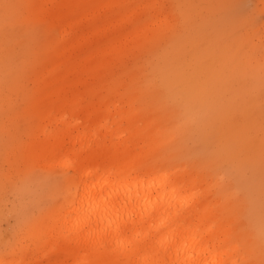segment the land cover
<instances>
[{
	"label": "rangeland",
	"instance_id": "1",
	"mask_svg": "<svg viewBox=\"0 0 264 264\" xmlns=\"http://www.w3.org/2000/svg\"><path fill=\"white\" fill-rule=\"evenodd\" d=\"M157 13L166 29L143 38ZM130 94L143 109L133 151L197 177L228 206L235 264H264V0H0V264L66 261L48 227L73 170L53 162L65 145L45 149L64 123L75 134L105 106L106 144L125 139Z\"/></svg>",
	"mask_w": 264,
	"mask_h": 264
},
{
	"label": "bare ground",
	"instance_id": "2",
	"mask_svg": "<svg viewBox=\"0 0 264 264\" xmlns=\"http://www.w3.org/2000/svg\"><path fill=\"white\" fill-rule=\"evenodd\" d=\"M48 1L53 7L72 4ZM158 13L143 38L166 29V14ZM123 100L129 106L118 116L126 127L118 129L127 134L125 139L106 144L105 106L101 113L84 116L83 130L75 134L69 128L78 123H64L45 149L50 157L65 145L66 156L53 162L73 170V189L50 211L54 219L48 230L66 254V261L58 264H99L105 259H123L126 264H235L238 235L232 219L222 223L228 206L216 208L197 185V177H171L148 163L146 151H133L132 140L142 132L137 119L143 109L133 94ZM56 111L62 119L75 115L72 110ZM88 127L94 140L85 133ZM146 139L155 141L154 135Z\"/></svg>",
	"mask_w": 264,
	"mask_h": 264
}]
</instances>
